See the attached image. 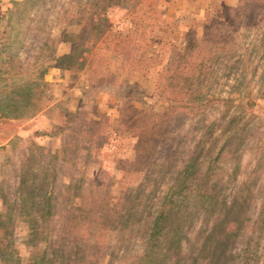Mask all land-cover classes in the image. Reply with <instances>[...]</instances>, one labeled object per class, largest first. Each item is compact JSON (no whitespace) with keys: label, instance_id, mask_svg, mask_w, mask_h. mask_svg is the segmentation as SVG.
Segmentation results:
<instances>
[{"label":"rangeland","instance_id":"374dc122","mask_svg":"<svg viewBox=\"0 0 264 264\" xmlns=\"http://www.w3.org/2000/svg\"><path fill=\"white\" fill-rule=\"evenodd\" d=\"M179 253L264 264V0H0V264Z\"/></svg>","mask_w":264,"mask_h":264},{"label":"trees","instance_id":"16d2710c","mask_svg":"<svg viewBox=\"0 0 264 264\" xmlns=\"http://www.w3.org/2000/svg\"><path fill=\"white\" fill-rule=\"evenodd\" d=\"M64 150L62 151L61 155H65ZM57 157L58 156H55V158H57ZM34 178H37V176H35ZM49 185L50 184H48L47 181H42V182L38 181V182L32 183V185L30 186V189H29V191H30L29 194L31 196L30 199L33 201H35V200L40 201L41 200L42 204L45 203L43 206L52 205V202L54 203V198H53V196H51L53 194V192L49 194L48 192L45 191ZM63 187H66V186H63ZM177 187L179 189V193H182L183 189L181 188V186H177ZM181 199H182V197L179 198V201ZM178 203H180V202H178ZM136 208H137V205H133L129 209H128V207H126L124 211H127V213H126L127 217H130V214H132V212L135 211ZM163 209H164V207H162V209L159 211L158 216L154 218L153 228H152L151 232L149 233L148 244H157V243L163 241L165 239V237L167 236L165 234L164 235L161 234V232L166 228V226L169 224V221H170V218H167V215H166L167 212H165V210H163ZM104 214H105L104 216H107L108 219H111V217L113 216V215H111L112 213H110V212L104 213ZM117 222H119V220L115 221V223H117ZM225 225H226L225 220H223L222 223L219 224V226L215 225V228L211 229V234L208 236L207 242L211 241V240H212V242H214L213 241L214 235L225 232L223 230L219 233L216 230V226H217V228L222 229V226H225ZM195 233H196V237H198L200 235V232H195ZM185 237L187 238V235ZM183 240H184V238H183ZM226 240H228V238ZM220 245L224 246L223 250L227 249L223 240H220ZM196 246H197V250L198 251L200 250V253L201 252L204 253L207 250V244L206 243L204 245H196ZM196 246L193 247L194 250H196ZM181 260H182L181 254L180 253L176 254L175 255V262L173 264H180ZM196 260L197 259L193 260L192 263H190V262L189 263L190 264H197L199 262V260H197V261Z\"/></svg>","mask_w":264,"mask_h":264}]
</instances>
